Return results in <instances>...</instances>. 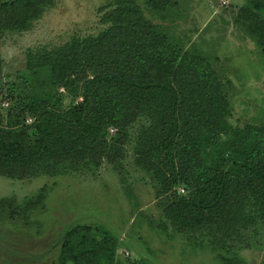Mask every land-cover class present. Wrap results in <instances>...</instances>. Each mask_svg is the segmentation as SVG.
<instances>
[{
  "label": "trees",
  "instance_id": "trees-1",
  "mask_svg": "<svg viewBox=\"0 0 264 264\" xmlns=\"http://www.w3.org/2000/svg\"><path fill=\"white\" fill-rule=\"evenodd\" d=\"M56 2L0 0V39L33 29ZM164 2L146 0L152 12L166 11ZM100 16L96 35L29 50L16 81L5 82L0 56V177L95 174L106 161L122 170L133 144L172 226L198 235H189L194 248L207 240L220 259L238 261L229 243L264 230V124L234 125V85L219 59L175 42L136 0H111ZM236 22L264 58V0H246ZM43 200H0V215L24 218ZM63 235L56 264H124L119 238L103 226Z\"/></svg>",
  "mask_w": 264,
  "mask_h": 264
},
{
  "label": "rangeland",
  "instance_id": "rangeland-1",
  "mask_svg": "<svg viewBox=\"0 0 264 264\" xmlns=\"http://www.w3.org/2000/svg\"><path fill=\"white\" fill-rule=\"evenodd\" d=\"M111 0H57L56 6L33 29L0 39L5 82L16 81L25 68L29 50L56 46L73 36L96 35L102 29L101 8ZM140 3L146 16L169 28L175 42L199 46L215 60L234 89L232 123L264 124V58L255 41L237 23L246 0H165L166 11L152 12ZM81 99H75L78 104ZM30 122V120H29ZM116 133L110 130V135ZM123 169L103 163L95 174L9 180L0 177V200L13 204L42 192L44 200L24 218L0 215V264H56L57 246L70 226H103L120 240L119 259L124 264H230L217 249L194 248L189 237L166 218L162 198L150 176L134 163L133 144L125 146ZM181 195L188 191L180 186ZM10 216V217H9ZM190 235V236H189ZM246 243H229L239 254L231 264H264V230L246 236ZM196 242H198L196 240ZM230 252L221 253L232 256ZM223 260V261H222Z\"/></svg>",
  "mask_w": 264,
  "mask_h": 264
}]
</instances>
